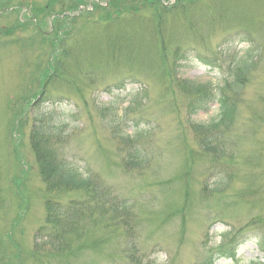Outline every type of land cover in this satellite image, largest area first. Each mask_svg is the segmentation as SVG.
Returning a JSON list of instances; mask_svg holds the SVG:
<instances>
[{
    "label": "rangeland",
    "instance_id": "374dc122",
    "mask_svg": "<svg viewBox=\"0 0 264 264\" xmlns=\"http://www.w3.org/2000/svg\"><path fill=\"white\" fill-rule=\"evenodd\" d=\"M48 1L0 6V264H132L131 245L138 264H201L206 233L214 231L215 244L236 232L252 240L238 264H264V0H88L89 13L68 29L62 23L53 34L37 35L25 12ZM59 8L54 12L68 11ZM238 37L248 39L231 57ZM45 38L63 54L57 71ZM243 61L249 69L243 86L226 88ZM41 79L49 82L45 99L65 110L61 147L69 162L129 206L121 219L111 211L85 218L83 230L68 238L70 251L53 259L34 251L45 201L77 195L48 194L38 174L28 110L42 97L36 99ZM184 82L229 98L231 125L212 131L220 156L201 150L203 135L193 127L218 121L221 104L190 114ZM127 125L146 132L136 145L144 154L139 170L125 168L119 137L132 135Z\"/></svg>",
    "mask_w": 264,
    "mask_h": 264
},
{
    "label": "trees",
    "instance_id": "16d2710c",
    "mask_svg": "<svg viewBox=\"0 0 264 264\" xmlns=\"http://www.w3.org/2000/svg\"><path fill=\"white\" fill-rule=\"evenodd\" d=\"M124 0H109L111 4H121ZM7 2V0H0V4ZM157 2L160 3L159 0ZM86 0H49L45 7L40 9L31 10L36 16L52 14L55 6L60 8L67 7L68 11L77 10L79 6L84 5ZM59 8V9H60ZM61 9V10H62ZM94 9L97 6L94 5ZM155 12H160L158 5L154 7ZM51 13V14H50ZM54 16V15H52ZM59 16V14H58ZM48 16H43L42 21ZM66 18L62 19L55 16L53 25L59 29V25L62 24ZM56 51L54 52V54ZM63 57V54L58 53L55 56V63L53 66L55 70L61 68L58 61ZM63 62V61H62ZM249 69L246 67V62L243 61L242 69L237 71L235 76L236 88L240 87L244 83V77L247 75ZM47 83H45L46 86ZM181 88L186 95L192 99L189 105L190 114L195 115L198 112H206L208 105L206 103L208 98V89L201 86H194L193 83H181ZM46 94L45 88L42 93ZM222 110L219 120L214 125L207 126L205 128L200 126H194L193 130L199 136L203 135L200 139V148L205 154L214 156H220L219 149L213 146L211 137L212 131L219 125L224 128H229L233 118L232 105L228 106L229 100L224 98L221 100ZM29 117L32 121L29 142L31 150L34 154L38 174L45 186V190L48 194L52 193L55 197L60 194H76L77 197L69 199L66 202H62L57 199H47L45 201V218L44 225L37 230L34 237V251L40 253L46 251L50 253V257L57 258L58 254L68 253L70 247L71 238L74 235H78L84 228L85 218L88 216L102 217L107 215L108 212L117 214L116 218H120L127 214L129 206L123 203H116V199L106 190V188L98 182L96 179L91 178L89 175L85 176L80 172L77 167L70 165L66 158L65 153L62 151L61 143V128L60 123L57 120V115L53 109L48 108L46 100L36 101L29 106ZM201 130V131H200ZM143 133H136L133 139H130L125 134H120L121 141L125 146H129L128 150L129 160L125 162V168L128 170L141 169L144 159L142 151L135 147L137 141L143 138ZM219 186V185H218ZM215 187L211 191L218 192L222 189ZM94 213V215H93ZM123 218V217H122ZM127 227V226H126ZM123 227V228H126ZM38 242V243H36ZM232 247L229 249L234 252L236 245L235 239L230 241ZM229 244V245H230Z\"/></svg>",
    "mask_w": 264,
    "mask_h": 264
}]
</instances>
